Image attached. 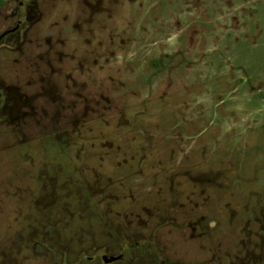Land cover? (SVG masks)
<instances>
[{"label": "rangeland", "instance_id": "rangeland-1", "mask_svg": "<svg viewBox=\"0 0 264 264\" xmlns=\"http://www.w3.org/2000/svg\"><path fill=\"white\" fill-rule=\"evenodd\" d=\"M0 264H264V0H0Z\"/></svg>", "mask_w": 264, "mask_h": 264}]
</instances>
